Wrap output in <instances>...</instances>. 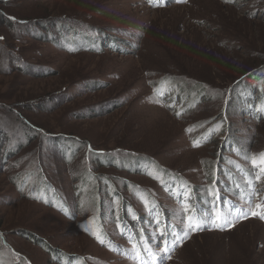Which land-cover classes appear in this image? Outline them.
Segmentation results:
<instances>
[{"label": "rangeland", "instance_id": "374dc122", "mask_svg": "<svg viewBox=\"0 0 264 264\" xmlns=\"http://www.w3.org/2000/svg\"><path fill=\"white\" fill-rule=\"evenodd\" d=\"M161 1L0 0V264H264V0Z\"/></svg>", "mask_w": 264, "mask_h": 264}, {"label": "trees", "instance_id": "16d2710c", "mask_svg": "<svg viewBox=\"0 0 264 264\" xmlns=\"http://www.w3.org/2000/svg\"><path fill=\"white\" fill-rule=\"evenodd\" d=\"M144 4H149L151 7H162V5L166 4L165 2L161 1V0H143ZM170 2H173L175 3L176 1H173V0H170ZM177 3H181L179 1L176 2ZM40 24V23H39ZM94 29V30H93ZM91 33H95V34H99V33H103L105 35L106 38H108V40H113V45L115 47H120L118 46L117 42V38H113L112 37V34H109L107 31H105L104 29H98V28H91L89 29ZM77 32L80 31L79 30H76ZM82 31V30H81ZM84 31H87V30H84ZM82 31V32H84ZM107 32V33H106ZM93 34V35H95ZM103 35V36H104ZM94 39V37H93ZM100 42L101 41H98V40H95V46L96 47H99L100 46ZM122 47V46H121ZM112 48V47H111ZM248 74V73H247ZM249 75V74H248ZM246 74L243 75L240 79H238L235 83H243V79L245 78ZM250 78H252L253 82L254 81H259L261 79L264 78V66H261L258 65V69L251 73L250 74ZM260 82V81H259ZM264 83V81L262 82ZM259 84V83H258ZM255 87V86H254ZM264 86H259V88H263ZM257 88V89H259ZM264 112V111H263ZM179 193L181 194L182 193V188H180L179 190ZM203 212V211H202ZM163 215H161L163 217V220L161 221L160 218L158 220V222H156V224L158 223H162L163 224V228L161 229V231L158 232V242H156V245L158 249L154 248V245H151L150 242L144 241V239L141 237V235L145 234L146 235V232L144 231V229L142 228V226H140L139 228L135 229V232H137L136 235L134 236H129L127 238H129V240L132 241L133 240H139L141 243L137 244V245H140L142 248H145L149 251H153L157 254L156 257L153 258L154 259H165L167 257H170V255L173 254V252L178 248L180 247L181 245H183V243L185 242V236H186V233L185 232H191L193 231L192 230V227H189V218H191L192 220V226L195 227L196 225H199V222L196 223V219L198 218V216H196V214H191L188 219L186 220L187 222L184 223V228H178L175 226L174 223L171 224V221H168V217L170 218V215H165V213H162ZM126 223H128L126 221ZM156 224L154 226H156ZM121 227V226H120ZM126 229L127 227H129L127 224L125 225ZM117 230H118V226H117ZM200 230V227H198V229L195 231V232H198ZM120 233V232H119ZM123 236L126 237V234H123ZM147 239V236L146 238ZM165 242H166V247H167V251H164L163 249L165 248ZM158 243V244H157Z\"/></svg>", "mask_w": 264, "mask_h": 264}, {"label": "snow or ice", "instance_id": "6c2138e0", "mask_svg": "<svg viewBox=\"0 0 264 264\" xmlns=\"http://www.w3.org/2000/svg\"><path fill=\"white\" fill-rule=\"evenodd\" d=\"M0 39H2V37H0ZM194 146H198L197 144L194 143ZM260 157H261V161L264 162V153H261L260 154ZM253 163L255 164L256 163V160L253 159ZM262 171H264V169H262ZM257 180L260 179V176H257L256 177ZM261 205H257V207H260ZM253 215H258V213H253ZM219 219V217H217ZM262 219H264V217H261ZM189 227H192V230L193 231H196L199 227V225H196L195 227L192 226V220L191 218H189ZM97 239H100V242L103 243V240L97 235ZM164 251H167V247H166V242H165V248L163 249Z\"/></svg>", "mask_w": 264, "mask_h": 264}, {"label": "bare ground", "instance_id": "6f19581e", "mask_svg": "<svg viewBox=\"0 0 264 264\" xmlns=\"http://www.w3.org/2000/svg\"><path fill=\"white\" fill-rule=\"evenodd\" d=\"M130 75H128L127 77H129ZM151 124H153V123H151ZM154 124H157V122L156 123H154Z\"/></svg>", "mask_w": 264, "mask_h": 264}]
</instances>
